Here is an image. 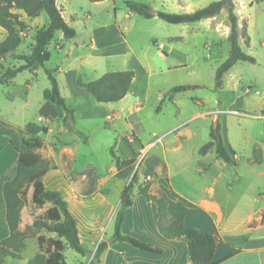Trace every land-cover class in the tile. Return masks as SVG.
I'll return each instance as SVG.
<instances>
[{
	"label": "rangeland",
	"instance_id": "obj_1",
	"mask_svg": "<svg viewBox=\"0 0 264 264\" xmlns=\"http://www.w3.org/2000/svg\"><path fill=\"white\" fill-rule=\"evenodd\" d=\"M124 1L104 0L96 3L89 0H56L63 7L66 18L72 14L77 16L70 24L77 35L65 40L56 32L48 46L51 57L44 66L51 69L57 68L59 63H69L70 67L84 63L82 78L92 80L109 70H123L126 63H140L146 72L139 73L135 97L130 96L131 102H136L132 110H139L130 115L116 112L112 117L119 114V117L114 118L126 119L142 141H154L156 146L152 151L155 154H151L165 159L174 188L189 200L192 201L194 196L201 194L215 181L213 199L220 206L216 212L220 216L217 231L222 227L223 220L224 223L228 219L235 224L240 223L249 213L256 211L262 198L260 192L264 191V164H249L255 146L261 149L264 160V114L261 113L264 106V2L253 0L254 3L252 1L253 4H249L248 0H233L239 32L246 31L249 36L246 45L244 37L239 35L240 47L254 57L255 62L234 63L224 73L222 87L216 89V69L227 58L230 50L225 8L210 22L203 19L193 23L168 24L157 16L152 20L136 13L131 17L126 16ZM212 1L216 0H184L183 4L166 0L158 5L150 1L148 5L156 11L183 13L204 7ZM115 12L117 21L126 27V36L120 30L116 37L126 38L130 51L117 57L92 58L91 52L96 47L91 46L92 39L88 38V32L83 27L84 20H91L92 24H106ZM88 14L90 19L86 18ZM19 16L26 26L20 31L22 41L14 54H28L34 43L35 31L46 26L48 19L44 12L37 17H27L19 12ZM177 31L182 33V37H176ZM83 40L84 57L79 48ZM3 63L5 68H13L23 61L9 54ZM27 73H17V82ZM58 73L56 69L54 75L59 76ZM36 79L37 92L49 87L44 68ZM178 85L195 87L174 93L168 98L166 94L169 89ZM62 92L67 93L65 89ZM215 121L220 124L225 143L235 152L236 166L227 165L216 158L213 149L207 155L198 154V147L209 139L208 133L211 127L215 128ZM76 122V126L84 130L89 140L84 146L76 147L81 157L80 163L89 159L88 152L91 151L100 175L105 176L106 181L101 189L109 188L111 171L105 167L112 161L109 149L113 148L116 128L97 117H79ZM51 127L55 129L54 123ZM187 136L190 137L184 140ZM179 139L183 142L181 149L163 152L159 146L163 142L175 146ZM167 165L162 164L159 177L166 174ZM202 167L207 169L201 172ZM249 225L255 226L256 222H250ZM110 232L111 229L107 230L106 235H111ZM36 252V239L27 238L20 252L21 258L7 257L4 264H26ZM64 256L67 264H85L89 258L70 247L65 249Z\"/></svg>",
	"mask_w": 264,
	"mask_h": 264
},
{
	"label": "crops",
	"instance_id": "obj_2",
	"mask_svg": "<svg viewBox=\"0 0 264 264\" xmlns=\"http://www.w3.org/2000/svg\"><path fill=\"white\" fill-rule=\"evenodd\" d=\"M147 1L144 3L149 4L151 1V4L158 5L166 0ZM173 1L181 4L184 2V0ZM252 1L248 0L249 4H253L254 1L253 3ZM58 7L61 9L62 16L69 25L73 19H77V16L73 14L66 18L63 7L61 5H58ZM133 14L134 12L128 9L125 13L128 17L134 16ZM154 17L156 16L147 20H152ZM86 18L90 19L89 14ZM211 19L212 17L206 18L207 22H210ZM84 21L83 27L88 32V38L92 39L91 46L96 47L91 52L92 58L117 57L130 51L131 47H129L126 38L116 37L117 32H120V30L126 36V27L117 21L116 12L113 13V17L106 24H92L90 23L91 20ZM181 34L177 31L176 37H182ZM5 35V30L0 27V41L4 39ZM172 37L175 36L173 35ZM79 48L84 57V40L81 42ZM5 56L0 58V73L7 69L5 68V63H3ZM83 64L78 63L76 67H70L69 63H59L57 68H51L54 73L56 69L59 72V76L55 77L66 104L74 109L75 125L79 117L83 119L97 117L111 123L116 128L113 145L115 154L121 159L135 158L137 166L148 154H155L152 150L156 144L154 141H142L136 131L131 129L130 124H127L126 119L114 118L112 115L116 112L130 115L139 110V108L134 111L132 110L136 102H131L130 96L132 98L135 97V85L138 75L141 71L145 73L146 69L140 63H126L125 69L134 71V78L127 94L117 102L98 103L77 84L78 77L84 80L81 74L84 69ZM43 68L44 71L47 69L45 66ZM41 70L42 68L33 71L23 70L21 73L28 72V75L23 77L21 81L17 82L16 77H14L8 83H0V118L14 127H20L39 134L44 139L43 147L38 150L40 155L50 163L49 168L43 176L44 186L47 189L60 192L67 203L69 211L76 220L80 241L88 248L94 247L101 240H110L113 232L114 213L118 207L121 193L129 179L115 177L114 162L111 161L105 167L111 171L108 177L111 180L108 192L102 193L99 191L106 180L105 176L100 175L99 166L94 160L92 152H88L90 157L85 163H80L81 157L76 152L77 146H84L89 140L84 141L76 134L66 131L61 122L63 110L42 97V92L47 87L43 88L42 92L36 91V78L39 77ZM62 89H65L67 93L62 92ZM110 118L112 119L107 120ZM53 123L55 129L51 127ZM43 127L46 129L44 133L42 132ZM131 135L134 137H131ZM190 136H187L184 140ZM159 146L163 152L174 151L181 149L183 142L179 139L175 146H169L164 142ZM158 156L160 162L156 167V178L151 182L150 190L167 200L169 216L177 217L182 214L184 215L186 224L208 230L215 236L216 249L211 263L264 264V221L261 220V213L264 211V191L260 192L262 198L256 211L249 213L240 223L236 224L231 219H228V222L224 223L222 219V227L217 231L220 216L216 212L220 209V206L213 199L215 181L209 184L201 194L194 196L191 201L186 195L179 193L174 188L170 172L168 171V165L163 157ZM17 157L18 153L10 144L8 137L0 134V176L10 175L16 164ZM163 163L167 165V171L166 174L164 173L162 177H159V171L163 169ZM262 164H264V160L260 164L252 165ZM88 167L96 168L98 188L89 196L83 197L82 193L86 179L81 172ZM205 169L207 167H202L200 171L203 172ZM72 170L74 173L70 174ZM140 175L139 182H143L144 178L142 174ZM183 199L189 201L194 206H188ZM41 214H46L48 220L53 221L59 216V211L55 205L43 200L41 207L34 214H21L18 229L24 230L26 226L32 224L35 216ZM157 222L158 212L155 203L148 201L143 195L138 194L137 187L135 186L132 204L125 212L121 231L124 234L149 243L162 252L152 253L143 251L125 242H109L100 256V264H191L187 252L186 238L183 236L174 239L165 238L158 231ZM250 222H256V225H249ZM109 229H111V235L107 236V230ZM2 230L3 221L0 218V233ZM38 237H43L46 241H49L54 251L61 252L65 259L64 251L69 246L63 237H58L53 232L40 230L34 236L37 242V252L42 251L38 245ZM89 260L90 257L84 263L88 264Z\"/></svg>",
	"mask_w": 264,
	"mask_h": 264
},
{
	"label": "trees",
	"instance_id": "obj_3",
	"mask_svg": "<svg viewBox=\"0 0 264 264\" xmlns=\"http://www.w3.org/2000/svg\"><path fill=\"white\" fill-rule=\"evenodd\" d=\"M91 2H101L104 0H89ZM260 2L263 0H254ZM125 7L137 15L149 19L152 18L148 11L150 6L138 0H125ZM233 0H216L204 7L191 12L174 13L157 10L156 15L168 24L193 23L202 19L211 18L217 15L222 9L227 10L229 22V32L227 40L230 50L227 58L217 67L215 72V88L222 87L223 75L237 61L255 62L254 57L245 53L239 44V35L245 39V44L249 43V36L246 31L239 32L238 18L234 11ZM116 10V8L114 9ZM24 13L27 17H37L42 12L47 16L48 23L35 31L34 43L28 54H14L15 49L22 41L20 31L26 26L24 20L18 12ZM0 27L6 32L3 40L0 41V58L13 54L14 58L22 60L23 63L7 68L0 73V83H8L17 73L23 70L33 71L43 68L46 61L51 57L49 43L59 32L63 39L68 40L76 36V30L69 25L61 13V9L56 4V0H0ZM49 87L42 92V97L49 100L54 105L63 110L61 122L66 131L74 133L82 140L87 141V134L76 127L74 109L69 107L62 96L58 81L53 70L45 69ZM134 78V71L131 69L107 71L92 80L77 78L79 87L89 93L98 103H112L122 99L128 92L130 84ZM193 86L178 85L167 92L166 96L171 98L174 93L185 91ZM264 114V107L261 109ZM42 132H46L45 127ZM0 134L6 135L10 144L18 153L16 164L10 175L0 176V218L3 221V230L0 233V264H4L7 257L20 259L25 240L37 235L40 230L53 232L58 237H63L66 244L75 252L82 256H89L88 264H100V256L106 249L109 242H126L140 250L152 253H161L158 248L147 242L141 241L133 236L124 234L121 231V224L127 208L132 204L134 188L137 193L143 195L148 201L155 203L158 212V231L167 239L185 237L187 242V252L191 264H213L216 249L215 236L208 230L188 225L184 221V215L171 217L167 211V200L150 190L151 182L156 178V167L160 162L159 157L147 155L136 166L135 158L121 159L113 148H110L111 158L114 162L115 177L129 179L125 185L118 207L114 213L113 232L109 241H99L93 249H88L80 241L76 220L68 209L66 201L57 190L47 189L43 183V176L49 168V161L43 158L38 150L43 147L44 139L39 134H35L27 129L14 127L0 118ZM211 149L214 150L215 157L221 159L230 166L237 165L235 152L228 147L220 132V124L210 129L209 139L198 148V154L205 155ZM262 162L261 149L255 146L252 151L250 164H260ZM74 171H70V174ZM86 184L84 185L83 197L92 194L98 188V174L95 167H88L83 172ZM140 174L144 180L139 182ZM102 193H107L108 188L99 189ZM46 200L55 205L59 211V216L49 221L46 214L34 217L31 225L24 230H19L21 214H34L41 207L42 201ZM188 206H194L189 201L183 199ZM261 220L264 221V211L261 213ZM38 245L42 251L36 252L26 264H67L62 253L54 251L49 241L43 237H38Z\"/></svg>",
	"mask_w": 264,
	"mask_h": 264
},
{
	"label": "water",
	"instance_id": "obj_4",
	"mask_svg": "<svg viewBox=\"0 0 264 264\" xmlns=\"http://www.w3.org/2000/svg\"><path fill=\"white\" fill-rule=\"evenodd\" d=\"M148 11H149V13H150L151 15H153V16L156 15V10H154V9H152V8H149ZM216 124H217V122L215 121V122H214V127H216Z\"/></svg>",
	"mask_w": 264,
	"mask_h": 264
},
{
	"label": "built area",
	"instance_id": "obj_5",
	"mask_svg": "<svg viewBox=\"0 0 264 264\" xmlns=\"http://www.w3.org/2000/svg\"><path fill=\"white\" fill-rule=\"evenodd\" d=\"M114 117H119V114H115Z\"/></svg>",
	"mask_w": 264,
	"mask_h": 264
}]
</instances>
